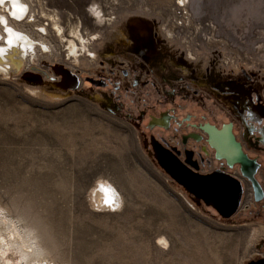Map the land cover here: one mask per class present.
Instances as JSON below:
<instances>
[{
    "label": "rangeland",
    "instance_id": "1",
    "mask_svg": "<svg viewBox=\"0 0 264 264\" xmlns=\"http://www.w3.org/2000/svg\"><path fill=\"white\" fill-rule=\"evenodd\" d=\"M21 1L26 17L5 18L36 44L18 73L0 72V233L24 238L18 251L36 248L26 262L245 264L264 253V211L248 208V190L222 218L174 182L150 146L153 136L174 148L192 116L232 121L264 163V0H186L191 26L179 33L162 31L175 0ZM57 66L77 76L75 90L53 87ZM162 114L168 128L151 131ZM98 185L116 193L113 210L91 202ZM16 257L0 254V264H27Z\"/></svg>",
    "mask_w": 264,
    "mask_h": 264
},
{
    "label": "flooded vegetation",
    "instance_id": "2",
    "mask_svg": "<svg viewBox=\"0 0 264 264\" xmlns=\"http://www.w3.org/2000/svg\"><path fill=\"white\" fill-rule=\"evenodd\" d=\"M123 47L131 46L132 43H129L127 40L123 44H121ZM86 55L90 54L85 50ZM188 60L195 61V57L191 54H187ZM111 55L107 56L108 59ZM171 65L174 66V64ZM62 71L68 72L69 75L74 76L79 85V79L77 76H75L71 71L61 67ZM207 70V69H206ZM31 78H35L36 76H29ZM60 82H58L56 85L63 84V79L61 77ZM36 82H40V79L37 78ZM144 82V81H143ZM90 83L92 85L96 86H106V80H90ZM144 89L146 90L149 87L146 84H143ZM229 94L230 92H225ZM257 94V93H256ZM226 97V96H225ZM208 114L212 113L210 110L207 112ZM215 116V115H214ZM172 117V116H171ZM257 116L254 120H252L255 123H259L261 120ZM173 120L168 116L167 114H162L159 118L155 119L152 118L151 121L148 123V128L152 131L154 127H150L149 125L153 122L155 125H163L167 126L169 125V121ZM205 120V119H203ZM184 125L188 128V132L181 133L179 136V142L175 144V147L172 148L174 153L177 155L178 159L182 162H185L186 160L189 162L186 164V166L192 170L194 173L198 175H218L220 177H223L225 179H229V181H238L240 182L242 186V198L240 206L243 202V196L245 189L250 192V200L248 208L249 209H258V211H264V163L259 159V157L252 152H257L256 146L251 145L250 149L244 144L243 140L240 138L237 128L238 125L235 124L232 121H227L223 123H212V122H198L196 121V118L194 116L189 117L187 121H184L183 124H178L179 129H176V132L179 133L180 129H184ZM161 128V127H160ZM168 128V127H167ZM209 131L217 130V131H230L231 134L234 137V141L239 145L240 151L246 155L249 161H253L257 167L254 172H252L253 179L257 183L259 187V192H255L252 186V182L249 181L244 175L242 174V167L239 163H233L232 166H229L227 161L225 159H218L216 155V151L210 146L209 139L210 136L208 134ZM153 136L150 137V139ZM156 138V137H153ZM158 139L160 142H162L161 139ZM258 140V138H257ZM168 145V144H167ZM169 147V145H168ZM236 152V150H235ZM255 215H260L259 212H255ZM245 264H264V253L259 252L255 255L251 256L248 260H246Z\"/></svg>",
    "mask_w": 264,
    "mask_h": 264
},
{
    "label": "water",
    "instance_id": "3",
    "mask_svg": "<svg viewBox=\"0 0 264 264\" xmlns=\"http://www.w3.org/2000/svg\"><path fill=\"white\" fill-rule=\"evenodd\" d=\"M49 68L53 69L55 73L53 67ZM55 86L53 85V87ZM149 126L154 127L153 122ZM157 126L164 129L168 127V125ZM208 134L210 136L209 144L216 151L217 158L225 159L229 166H232L235 162L239 163L244 177L252 182L254 191L256 193L259 192V187L252 175L257 165L253 161H249L246 155L240 151V147L234 141L231 132L208 130ZM150 146L158 166L174 182L192 195L196 201H201L204 205L211 206L220 217L225 219L231 218L238 212L242 198L240 182H231L229 179L215 174L198 175L194 173L186 166L189 163L187 160L185 162L180 161L172 148L156 138L152 137L150 139Z\"/></svg>",
    "mask_w": 264,
    "mask_h": 264
},
{
    "label": "bare ground",
    "instance_id": "4",
    "mask_svg": "<svg viewBox=\"0 0 264 264\" xmlns=\"http://www.w3.org/2000/svg\"><path fill=\"white\" fill-rule=\"evenodd\" d=\"M0 8H2L1 10H3L4 13L0 15V24L3 27L2 32H4L3 36L0 37V43L2 44V46L0 45V72L1 74L3 73L5 76H9L10 74L18 73L21 70V67L24 65V61L26 60V58H29V56H34V49L36 43L32 39H30L26 35V33L19 31L17 28L9 24L6 20L7 18H5L7 17L5 16L6 12H8L7 15H10L12 18H14L16 22L22 21L26 17L28 13V7L21 0H15V6L13 4V0H4V3L0 4ZM21 9H23V11H21ZM17 16H19L20 18L17 19ZM29 19L32 18L29 17ZM40 49L44 52L49 51V48L44 45V43L40 45ZM69 51L70 55L75 56L77 54L76 46L71 43L69 45ZM54 70L55 74L63 79V84L56 85L55 89H61L63 91H73L76 89V87H78V81L74 76L69 75L68 72H63L62 68L60 67H54ZM91 195V202L99 212H107L113 210L118 205L116 193L107 185L96 186V188L92 190ZM106 201H110V203H106ZM8 237H4L3 234L0 233L1 255H4V253L7 252L9 255H11V253L13 255L16 254V258L20 262H26L30 257H32V255H34L33 253H35L37 257L40 256L39 252L34 251V249L36 248L33 249V247L30 245L29 248L33 249V252H22L17 250L21 249L20 247L18 248L17 242L25 241L24 238V240L20 238L19 234L16 233V236L14 234L12 237ZM22 244L23 243H21V245ZM26 248V250L29 249L28 247ZM16 250L18 252H16Z\"/></svg>",
    "mask_w": 264,
    "mask_h": 264
},
{
    "label": "built area",
    "instance_id": "5",
    "mask_svg": "<svg viewBox=\"0 0 264 264\" xmlns=\"http://www.w3.org/2000/svg\"><path fill=\"white\" fill-rule=\"evenodd\" d=\"M175 4L177 8H173L172 9V16L175 15L173 21H170L171 26H169L168 28H166L165 26L162 28L163 32H180L181 30L183 31V29H185L186 27H190L191 23H190V18H189V13L184 12L185 11V4H186V0H175ZM35 11L38 12V9L40 11V8H34ZM37 18V16H36ZM37 20H35L36 22ZM32 24V23H31ZM193 28V32L197 33L198 31H201V28L198 27H192ZM190 54V53H189ZM46 77V76H45ZM42 78V77H39Z\"/></svg>",
    "mask_w": 264,
    "mask_h": 264
},
{
    "label": "snow or ice",
    "instance_id": "6",
    "mask_svg": "<svg viewBox=\"0 0 264 264\" xmlns=\"http://www.w3.org/2000/svg\"><path fill=\"white\" fill-rule=\"evenodd\" d=\"M2 3H4V0H0V4H2ZM13 4L15 6V0H13ZM21 11H23V9H21ZM14 15H15V13H14ZM97 15H99V13H97ZM16 18L19 19L20 17L17 16ZM106 203H110V201H106Z\"/></svg>",
    "mask_w": 264,
    "mask_h": 264
}]
</instances>
